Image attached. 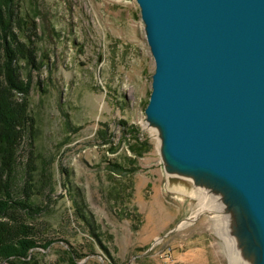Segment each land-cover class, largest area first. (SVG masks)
<instances>
[{
  "label": "rangeland",
  "instance_id": "obj_1",
  "mask_svg": "<svg viewBox=\"0 0 264 264\" xmlns=\"http://www.w3.org/2000/svg\"><path fill=\"white\" fill-rule=\"evenodd\" d=\"M12 2L14 31L36 49L37 68L20 65L32 82L39 128L35 143L26 138L16 184L23 186L31 158L47 163L37 179L51 175L55 186L50 198L48 188L38 194L48 206L45 237L54 240L38 250L39 263L72 264L74 250L81 256L74 264H234L233 255L243 264L225 235L228 223L235 236L226 208L219 205V218L210 208L199 214L201 197L214 204L216 195L195 192L194 179L170 181L159 132L145 114L155 61L136 0ZM136 140L151 146L143 157L131 152ZM112 191L122 195L115 199ZM73 195L92 215L105 249L77 217Z\"/></svg>",
  "mask_w": 264,
  "mask_h": 264
},
{
  "label": "water",
  "instance_id": "obj_2",
  "mask_svg": "<svg viewBox=\"0 0 264 264\" xmlns=\"http://www.w3.org/2000/svg\"><path fill=\"white\" fill-rule=\"evenodd\" d=\"M136 2L167 171L222 195L239 246L264 264V0Z\"/></svg>",
  "mask_w": 264,
  "mask_h": 264
},
{
  "label": "trees",
  "instance_id": "obj_3",
  "mask_svg": "<svg viewBox=\"0 0 264 264\" xmlns=\"http://www.w3.org/2000/svg\"><path fill=\"white\" fill-rule=\"evenodd\" d=\"M12 1L0 0V264H40L38 250L47 249L54 240L45 237L50 224L46 218L48 206L38 202V194L44 195L48 188L49 193L44 196L50 198L55 186L51 175L37 179V174L45 171L47 163L39 165L31 158L24 164L23 186L19 189L16 184L15 172L26 138L29 136L30 143H35L39 128L30 101L32 82L24 80L20 65L24 61L37 68L36 49L29 46L32 40L22 41L21 33L14 31L16 14ZM17 24L23 30L25 20L19 19ZM132 132L135 133V129L132 128ZM130 148L134 157L139 158L148 153L151 146L146 141L138 143L136 140ZM121 195L118 191L111 192L115 199ZM74 204L77 217L85 224L94 242L105 249L99 228L82 200L74 197ZM68 258L74 264L81 256L72 250Z\"/></svg>",
  "mask_w": 264,
  "mask_h": 264
},
{
  "label": "bare ground",
  "instance_id": "obj_4",
  "mask_svg": "<svg viewBox=\"0 0 264 264\" xmlns=\"http://www.w3.org/2000/svg\"><path fill=\"white\" fill-rule=\"evenodd\" d=\"M152 127H154V126H152ZM154 128H156V127H154ZM156 130H157V129H156ZM168 173H171L170 176H169L170 179H171V178L173 179V178H176V177H177V178H180V179H182V178H188V179H190L191 181H194V180H195L194 177H193L192 175H188V174L184 175V174H181V173H178V172H168ZM193 179H194V180H193ZM193 183H194V187H195V192L198 191L197 188L199 187L200 189H202V190H208L210 194H213V193L211 192L212 190L205 189L203 186L196 184L195 181H194ZM207 193H208V192H207ZM209 193H208V196H209ZM198 195H199V194H198ZM215 195H216V197H217V199H216L217 201H216L214 204L206 203V202H205L206 200H205L203 197H201V195L199 196V197H201V199L204 201V205H203L202 209L200 210L199 214H201V213L203 212V210H205V209L207 210L208 208H210V211L213 212V213L219 218V205L222 204V207H225V208L227 209V206H228V205H226V204L223 203V197H222V195H220V194H219V195L215 194ZM210 196H211V195H210ZM219 202H220V203H219ZM217 213H218V214H217ZM224 213L227 215L226 223L229 222L230 219L233 220V219H232V214H231V215H230V214H227V210H225ZM227 225H228V223H227ZM227 225L225 226V230L227 231L225 235H229L230 238L233 239V240H232L233 243H234L233 246H235L237 249H239L241 255L243 256V257H242V258L244 259V261H242L243 264H254V263H255V260L253 261V258H250L248 255H246V254L244 253V250H242L243 248L239 246L238 239L235 238L233 232H232V233L230 232L229 227H228ZM234 238H235V239H234ZM241 250H242V251H241ZM238 255H239V254H238ZM238 255H237V256H238ZM232 257H233V259H234L233 263H234V264H237V262H238L239 260H237L236 255H235V256L233 255ZM255 264H256V263H255Z\"/></svg>",
  "mask_w": 264,
  "mask_h": 264
}]
</instances>
